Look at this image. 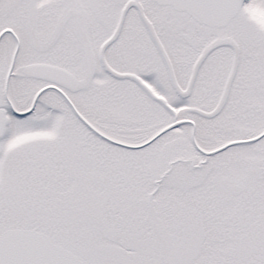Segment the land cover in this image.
<instances>
[{"label":"snow or ice","instance_id":"1","mask_svg":"<svg viewBox=\"0 0 264 264\" xmlns=\"http://www.w3.org/2000/svg\"><path fill=\"white\" fill-rule=\"evenodd\" d=\"M0 264H264V0H0Z\"/></svg>","mask_w":264,"mask_h":264}]
</instances>
